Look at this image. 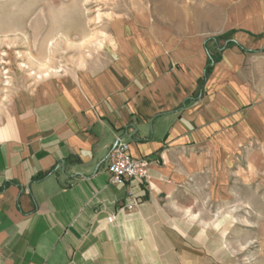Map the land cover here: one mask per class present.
<instances>
[{
    "label": "crops",
    "instance_id": "crops-1",
    "mask_svg": "<svg viewBox=\"0 0 264 264\" xmlns=\"http://www.w3.org/2000/svg\"><path fill=\"white\" fill-rule=\"evenodd\" d=\"M162 18L114 19L107 65L0 117V264L232 259L230 227L194 229L188 194L264 172V0H178ZM117 141L151 158L146 178L110 183Z\"/></svg>",
    "mask_w": 264,
    "mask_h": 264
},
{
    "label": "rangeland",
    "instance_id": "rangeland-1",
    "mask_svg": "<svg viewBox=\"0 0 264 264\" xmlns=\"http://www.w3.org/2000/svg\"><path fill=\"white\" fill-rule=\"evenodd\" d=\"M177 1L0 0V117L20 101L50 97L54 81L107 65L116 48L109 32L114 19L146 14L156 25ZM244 178L229 174L222 190L189 193V214L194 229L212 232L217 220L230 227L228 264H264V172Z\"/></svg>",
    "mask_w": 264,
    "mask_h": 264
},
{
    "label": "built area",
    "instance_id": "built-area-1",
    "mask_svg": "<svg viewBox=\"0 0 264 264\" xmlns=\"http://www.w3.org/2000/svg\"><path fill=\"white\" fill-rule=\"evenodd\" d=\"M150 163V157L137 158L129 154V144L120 141L109 153L107 170L110 175V183L118 186L125 181L142 180L147 177ZM123 208L131 209L132 206L127 204Z\"/></svg>",
    "mask_w": 264,
    "mask_h": 264
},
{
    "label": "trees",
    "instance_id": "trees-1",
    "mask_svg": "<svg viewBox=\"0 0 264 264\" xmlns=\"http://www.w3.org/2000/svg\"><path fill=\"white\" fill-rule=\"evenodd\" d=\"M214 61H217V59H216V57H210V61H209V64H208V67H207V71L211 68V64H212V62H214Z\"/></svg>",
    "mask_w": 264,
    "mask_h": 264
},
{
    "label": "water",
    "instance_id": "water-1",
    "mask_svg": "<svg viewBox=\"0 0 264 264\" xmlns=\"http://www.w3.org/2000/svg\"><path fill=\"white\" fill-rule=\"evenodd\" d=\"M117 143H118V141H117ZM117 143L114 145V147H113V148H115V147L117 146Z\"/></svg>",
    "mask_w": 264,
    "mask_h": 264
},
{
    "label": "bare ground",
    "instance_id": "bare-ground-1",
    "mask_svg": "<svg viewBox=\"0 0 264 264\" xmlns=\"http://www.w3.org/2000/svg\"><path fill=\"white\" fill-rule=\"evenodd\" d=\"M98 17L101 18V17H100V14L98 15ZM114 44H116V43H114ZM111 46H112V45H111Z\"/></svg>",
    "mask_w": 264,
    "mask_h": 264
}]
</instances>
